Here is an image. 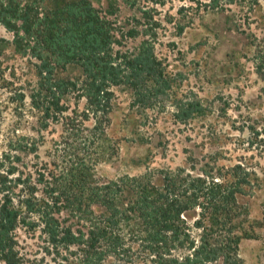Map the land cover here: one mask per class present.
I'll return each mask as SVG.
<instances>
[{
    "label": "trees",
    "instance_id": "trees-1",
    "mask_svg": "<svg viewBox=\"0 0 264 264\" xmlns=\"http://www.w3.org/2000/svg\"><path fill=\"white\" fill-rule=\"evenodd\" d=\"M93 1L0 0V24L33 69L28 85L9 97L13 113L35 117L40 137L60 127L49 161L39 160L38 142L24 137L0 151V260L25 261L23 230L42 238L60 264H243L239 246L254 226L238 195L253 192L258 179L240 163L204 161L198 175L147 166L97 176V165L119 152L111 132L117 88L129 89L132 106L146 109L169 81L150 41L134 51L115 47L116 0L100 8ZM200 109L198 101L177 102L173 115L183 122ZM17 152L37 158L26 174L15 166Z\"/></svg>",
    "mask_w": 264,
    "mask_h": 264
},
{
    "label": "rangeland",
    "instance_id": "rangeland-1",
    "mask_svg": "<svg viewBox=\"0 0 264 264\" xmlns=\"http://www.w3.org/2000/svg\"><path fill=\"white\" fill-rule=\"evenodd\" d=\"M106 2L93 4L100 8ZM116 2L115 47L134 51L143 40L150 41L169 88L146 109L132 106L129 89L117 88L111 132L119 152L97 165V176L106 180L138 174L147 166L182 167L198 175L204 161L240 163L254 173L258 186L238 195L254 226L239 254L243 264H264V0H138L133 7ZM12 39L0 24V151L10 139L24 137L38 142L39 160L49 161L59 125L40 137L35 117L13 113L9 97L20 84L28 85L33 69L29 59L13 51ZM187 101H198L201 109L182 122L173 115L174 103ZM16 154L20 172L33 169L37 158L32 152ZM19 243L25 257L20 264H60L53 252H46L42 238L20 230Z\"/></svg>",
    "mask_w": 264,
    "mask_h": 264
}]
</instances>
